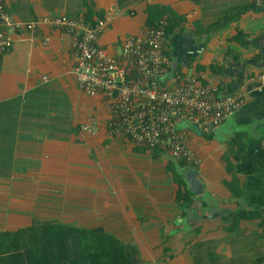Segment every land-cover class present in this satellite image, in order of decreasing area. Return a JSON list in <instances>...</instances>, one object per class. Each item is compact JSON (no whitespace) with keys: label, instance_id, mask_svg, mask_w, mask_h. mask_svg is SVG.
Returning a JSON list of instances; mask_svg holds the SVG:
<instances>
[{"label":"crops","instance_id":"0c3cea01","mask_svg":"<svg viewBox=\"0 0 264 264\" xmlns=\"http://www.w3.org/2000/svg\"><path fill=\"white\" fill-rule=\"evenodd\" d=\"M4 1L13 20L38 30L15 32L13 47L0 52V264H28L23 238L13 233L43 222L101 230L82 236L81 250L88 241H118L135 264H264V85L257 79L264 7L255 0ZM57 15L89 23L111 15L98 40L111 53L165 20L172 61L165 84L197 75L220 94L242 92L243 105L213 131L185 124L202 159L203 193L185 180L195 167L109 132L113 101L78 85L71 36L46 23ZM60 239L71 258L78 236ZM10 253L22 255L9 261Z\"/></svg>","mask_w":264,"mask_h":264},{"label":"built area","instance_id":"2783aa9c","mask_svg":"<svg viewBox=\"0 0 264 264\" xmlns=\"http://www.w3.org/2000/svg\"><path fill=\"white\" fill-rule=\"evenodd\" d=\"M255 2L264 7V0ZM110 16L89 23L82 16L57 15L46 23L71 36L80 88L112 99L108 122L112 135L122 134L148 149L166 150L196 168L202 159L189 146L190 129L185 124L209 133L239 110L244 95L241 91L220 94L214 84H202L197 75L165 84L172 63L165 20L142 34L127 36L119 52H109L98 40ZM23 29L34 34L37 23L13 20L0 0V52L9 51L15 42L13 34ZM257 79L264 85V71Z\"/></svg>","mask_w":264,"mask_h":264},{"label":"trees","instance_id":"16d2710c","mask_svg":"<svg viewBox=\"0 0 264 264\" xmlns=\"http://www.w3.org/2000/svg\"><path fill=\"white\" fill-rule=\"evenodd\" d=\"M23 238L25 258L28 264H135L134 254L131 259L129 246L113 240L88 241L86 245L80 244V238L97 237L103 235L101 230H84L61 226L50 222H43L29 229L13 233ZM11 236V234H9ZM78 236V246L74 247L73 256L65 257L60 248L64 236ZM20 237L13 238L17 239ZM60 239V240H59ZM85 240V239H83ZM83 243V241H82ZM22 255V253H20ZM19 255V256H20ZM19 256L10 253L9 261H15ZM128 259V260H127Z\"/></svg>","mask_w":264,"mask_h":264},{"label":"water","instance_id":"95a60500","mask_svg":"<svg viewBox=\"0 0 264 264\" xmlns=\"http://www.w3.org/2000/svg\"><path fill=\"white\" fill-rule=\"evenodd\" d=\"M198 169L197 168H190L186 173V183L189 188L196 194L203 193V185L199 182L198 176Z\"/></svg>","mask_w":264,"mask_h":264}]
</instances>
